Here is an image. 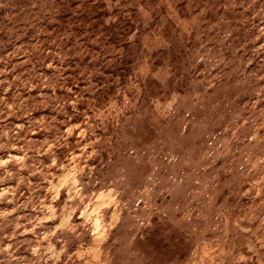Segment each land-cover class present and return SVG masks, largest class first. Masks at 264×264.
I'll use <instances>...</instances> for the list:
<instances>
[{"label": "rangeland", "instance_id": "rangeland-1", "mask_svg": "<svg viewBox=\"0 0 264 264\" xmlns=\"http://www.w3.org/2000/svg\"><path fill=\"white\" fill-rule=\"evenodd\" d=\"M0 264H264V0H0Z\"/></svg>", "mask_w": 264, "mask_h": 264}, {"label": "clouds", "instance_id": "clouds-1", "mask_svg": "<svg viewBox=\"0 0 264 264\" xmlns=\"http://www.w3.org/2000/svg\"><path fill=\"white\" fill-rule=\"evenodd\" d=\"M113 198H114V197H113ZM108 226H109V227H113V226H115V221L113 220Z\"/></svg>", "mask_w": 264, "mask_h": 264}]
</instances>
